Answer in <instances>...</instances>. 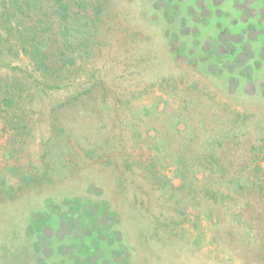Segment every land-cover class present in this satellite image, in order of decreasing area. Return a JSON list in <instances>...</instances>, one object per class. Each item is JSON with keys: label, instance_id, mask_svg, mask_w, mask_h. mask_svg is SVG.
Segmentation results:
<instances>
[{"label": "rangeland", "instance_id": "374dc122", "mask_svg": "<svg viewBox=\"0 0 264 264\" xmlns=\"http://www.w3.org/2000/svg\"><path fill=\"white\" fill-rule=\"evenodd\" d=\"M41 1L0 0V264H264V0H71V43Z\"/></svg>", "mask_w": 264, "mask_h": 264}, {"label": "trees", "instance_id": "16d2710c", "mask_svg": "<svg viewBox=\"0 0 264 264\" xmlns=\"http://www.w3.org/2000/svg\"><path fill=\"white\" fill-rule=\"evenodd\" d=\"M44 2V1H43ZM85 4L87 5L88 2L84 1ZM10 5L11 8H7L6 10L11 11V9L15 12L19 11L21 13L25 11H29L32 9H39L42 8V1L41 0H10ZM92 6H94L92 4ZM73 7L74 5L72 4L71 0H52V9L55 17V22L58 23V33L55 34V36L58 38H62L63 41L66 40V43H71V40L69 39V36L65 34V30L69 28L68 24L71 23L72 19V14H73ZM89 8L90 6L87 5L86 9L87 12L89 13ZM99 9V8H95ZM95 19H99V10H95ZM42 19L40 18L38 20V23H42ZM95 19L90 18V20L94 21ZM12 22V20H9ZM79 31H81L79 29ZM82 32V31H81ZM64 33V35H63ZM27 36V39L31 40L30 44H25L24 45V51L27 53L32 61L35 63L36 67L40 70L43 71L44 73L47 70H52V64L50 63V58L48 54V47L50 45V40L48 38H45L42 36L41 32L39 31V26H29L26 27V29L23 31L22 30V37ZM95 36H91L93 38ZM61 51V50H60ZM7 96H0V107L2 105L5 106V109H12L14 106H17L18 100H17V95H11V92H8ZM189 128V127H188ZM187 126L184 127V130L188 132ZM206 144H210V146L215 147L214 145L215 142L212 140H207ZM205 148V146H203ZM262 150L264 151V146L262 147ZM204 154H200L198 156H195L196 159L199 162H196L195 165L200 166L202 157ZM210 157H213L212 154L210 153ZM215 159V158H214ZM231 181H235L234 179H231ZM13 188V187H12ZM36 211V209H35ZM31 216V217H30ZM29 219L33 220V216L30 214ZM56 217V216H55ZM54 218V216H53ZM34 221V220H33ZM95 234V233H94ZM91 236H83V241L87 242L88 239H90ZM86 240H85V239ZM63 241V240H62ZM77 241V240H75ZM31 242V241H28ZM100 248H112L114 244H116L118 241L115 240L113 243L109 244L106 239H100L99 240ZM88 243V242H87ZM40 252L36 251L34 247H32V256H33V263L34 264H41V260L44 259L42 256H40ZM80 254V253H79ZM106 258V257H104Z\"/></svg>", "mask_w": 264, "mask_h": 264}]
</instances>
